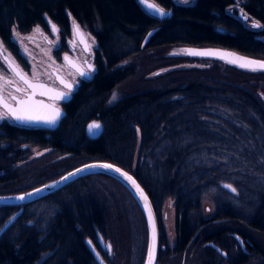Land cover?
<instances>
[{"label":"trees","instance_id":"1","mask_svg":"<svg viewBox=\"0 0 264 264\" xmlns=\"http://www.w3.org/2000/svg\"><path fill=\"white\" fill-rule=\"evenodd\" d=\"M153 1L171 15L155 18L138 0H0V40L13 53L11 29L27 32L43 25L44 17L62 31L71 17L96 41V71L67 105L60 125L44 130L0 123V195L26 192L89 161L109 162L135 177L155 215L166 198L173 200L176 246L167 253L159 247L156 264H264V72L254 76L210 59L224 64L230 76L218 80L191 69L172 70L167 75H177L165 82L157 85L161 77H155L149 86L108 103L112 90L138 72L122 63L144 52L155 59L173 46H214L264 59V0H243L245 19L231 8L235 0H195L190 6ZM92 120L102 126L94 139L85 133ZM28 145L51 150L50 155L23 161ZM114 190L120 206L115 219L98 198L114 197ZM209 196L215 210L204 218L200 206ZM125 208L137 215L138 239L146 250L137 203L101 173L23 206H0V228L13 218L0 234V264H99L87 239L105 264H114L95 232L117 254L119 247L129 254L135 234ZM114 222L120 233H114ZM230 233L245 237L246 251L235 250ZM196 237L217 241L226 257L193 250Z\"/></svg>","mask_w":264,"mask_h":264},{"label":"rangeland","instance_id":"2","mask_svg":"<svg viewBox=\"0 0 264 264\" xmlns=\"http://www.w3.org/2000/svg\"><path fill=\"white\" fill-rule=\"evenodd\" d=\"M175 4L182 5V6H190L192 5L195 0H188L187 3L182 2V0H172ZM243 0H235V4L232 5L231 8L234 10L240 12L242 15H244V10L241 7ZM77 24L79 28L81 29L82 33L84 34L85 38L88 40V46L90 50L91 56H93V53L95 55V49H96V41L92 34V31L85 25L80 24L76 21H74L71 17L69 20V25L71 27V24ZM43 25L48 27L46 30L43 28L42 25H34L30 30L27 32L21 33L17 31L16 29H11V36L10 40L13 42V44L16 46V53H13L10 49H8L0 40V44H2V51L5 55L11 58L12 61H14L15 65H18L23 72L27 73L29 78L31 79L33 71L38 72L39 79H47L49 78V75L52 74L50 72L51 68H54L55 66L58 68L60 67V64L55 63L53 49L57 46L58 43V37L51 34V28L55 24H53L47 17H44ZM39 26V31L34 32L33 30ZM93 29H97V25L95 24L93 26ZM72 30V28H71ZM48 40V42L46 41ZM70 41L75 44V41L73 38H70ZM184 47L185 46H173L169 47L166 50L163 51L161 55L156 57L155 59L149 56L148 52H144L140 54L138 57L130 58L126 61H124L122 64H132L135 65L138 72L134 76L133 79L128 80V82H124L117 87H115L112 90V93L109 97L108 103H114L117 99H119L124 94L134 92L136 90H140L145 88L146 86L150 85V81H152L155 77L160 76L161 79H159V82H157V85L159 83H163L169 78H171L173 75L176 76L177 74H173L171 76L167 75L168 71L172 70H178V69H191L194 70L195 73H199L200 75H210V77H216L218 80H223L224 77H229L225 65L222 63H217L215 65V62L210 59H202V58H193L190 56H186L184 53ZM219 67V69L216 70L215 67ZM0 72L3 73V75L10 81H13V83L4 84V81H0V84H4L1 94L8 96L10 94H16L15 90L11 88V85L15 87H21L24 88L23 84L13 75V73L8 69L7 64L2 60L0 56ZM246 72V71H245ZM46 73L48 75H46ZM251 75H260V72H247ZM155 80V79H154ZM263 81L260 80L259 84H262ZM156 84V83H154ZM155 86V85H152ZM113 93L116 94L117 99L113 101ZM7 122L11 123L10 119L5 116L4 119H0V123ZM61 122V121H60ZM138 144H139V138H137V144H136V151L134 154V160L137 156V150H138ZM2 146H4L2 144ZM24 152L21 155V160L23 161H30L31 159L37 158L41 155H50L49 152L51 150L41 149L39 147H33L31 145H28L27 147H23ZM54 158V157H53ZM54 158V160H56ZM17 165L13 164V167L15 168ZM115 189V188H114ZM94 190V189H93ZM96 191V189L94 190ZM116 190H114V197H98L100 199L101 205H103L105 208V211L111 215V213L115 217H118V199L117 194L115 193ZM96 194V193H95ZM109 198V199H107ZM118 198L120 199L121 197ZM213 197H206L202 200L200 211L201 215L204 218H210L214 214L215 206L213 204ZM99 203V204H100ZM114 203V207L112 206ZM126 209V208H125ZM125 215H128L126 217V220L128 222V226L130 227L131 231L134 235V238L132 240V245L129 249L130 253L125 250H122L119 247L118 251L119 254H117L116 250H113V245L110 243V240H105L103 238L105 246L102 249V251H107V259L108 262H113L114 264H144L145 261V247L143 248V243L140 242L137 235V224L138 219L135 212H132L129 208L125 210ZM157 217V223H158V230H159V247L161 251H165V253L171 251V249L175 245V212L173 207V200L171 198H166L164 202L162 203L159 212L156 214ZM155 215V216H156ZM119 224V223H118ZM120 227L117 225V223L114 222V233H120ZM103 237V236H102ZM109 248H108V247ZM128 248V247H126ZM119 255V256H118ZM183 260L180 262V264H183ZM171 264H176L171 263Z\"/></svg>","mask_w":264,"mask_h":264},{"label":"water","instance_id":"3","mask_svg":"<svg viewBox=\"0 0 264 264\" xmlns=\"http://www.w3.org/2000/svg\"><path fill=\"white\" fill-rule=\"evenodd\" d=\"M139 5L141 6V8L147 12L148 14H150L151 16L155 17V18H164L166 16H170L171 15V11L170 10H166L164 8H162L161 6H159L156 2H154L153 0H146L145 4H141L140 2H138ZM155 4L158 7L162 8L166 13H170L169 15H165L163 17H161L159 14L155 13L154 10L149 9L147 7V4ZM238 16L245 19V17H243V15L239 12ZM77 26V24H73V29H75V27ZM80 33H82L81 29L79 28ZM75 32V30H74ZM153 30H150L146 37H148L150 34H152ZM79 42L81 43V36L77 35V33L75 32ZM83 34V33H82ZM84 43H81L84 47L86 45V38L83 34L82 36ZM184 53L186 56H190V57H194V58H202V59H213V60H218L221 62H224L228 65L234 66L242 71H246V72H251L252 70H250L248 67H241L240 64L244 61V60H252V61H257V62H264V59H260V58H255V57H251L242 53H239L237 51L231 50V49H227V48H222V47H214V46H207V47H196V46H186L184 47ZM189 53H206V54H189ZM0 56L2 58V60L5 62V57H8L7 55L4 54V52L2 51V49L0 48ZM6 63V62H5ZM76 69V68H75ZM254 72V71H252ZM255 72H264V70H256ZM54 76L59 75L58 73H56L55 71H53ZM60 76V75H59ZM18 79V78H17ZM30 79V78H29ZM36 82V81H33ZM40 82V81H39ZM22 83V82H21ZM43 83V82H40ZM23 84V83H22ZM45 84V83H43ZM24 85V84H23ZM47 87L52 88L55 90V92L57 93H64L54 87H51L47 84H45ZM25 86V85H24ZM26 87V86H25ZM28 94L31 95L32 90L28 89ZM37 94L38 96L42 97V98H46L49 100H58V101H64L67 99V95H65L64 98H56V99H50L48 95H40V92L43 91V89H37ZM0 95H2L0 93ZM5 99V98H4ZM6 100V99H5ZM32 100L35 102H42L45 105H50L52 108L55 109H59L61 115L57 118V121L55 124L53 125H48L45 124L43 122H18L12 119L11 115L9 114L8 116L11 118L12 122L18 126H23V127H31V128H44V129H53L55 127L58 126L59 122L62 120V118L65 115V112L63 110H61L59 107L51 104L48 101H45L43 99H37L35 98V95L32 96ZM7 101V100H6ZM7 103H9L13 108L17 107L16 103L13 104L9 101H7ZM1 110L3 112H5V108L0 105V113ZM48 109H43V108H37L36 109V114L39 115H46L48 113ZM93 122H97L100 124V122L92 120L90 122H88L85 126V133L89 138H96L102 130V126L101 128L95 132V134H90L88 132V126L90 124H92ZM101 125V124H100ZM102 165V164H111L114 166V168H119L121 169L123 172H126L128 175H130L135 181L136 184H138L140 186V184L138 183V181L135 179V177L129 173L128 171L122 169L121 167L109 163V162H105V161H89L83 164H80L70 170H68L67 172H65L64 174L60 175L59 177L50 180L44 184H41L33 189H30L26 192H22V193H18V194H10V195H0V206H23L29 202H32L36 199H39L43 196L46 195H50L52 193H55L61 189H63L64 187H66L67 185L83 178L86 176H90L93 174H104L107 175L111 178H113L114 180H116L117 182H119L122 186H124L126 188V190L130 193V195L133 197V199L135 200V202L137 203L140 211L143 214L144 217V221H145V225H146V232H147V242H146V253H145V261L144 264H156L157 261V254H158V249H159V230H158V223H157V219L155 216V212L154 209L151 205V202L149 200V197L147 196L146 192L143 190V188L140 186V189L143 191L144 196L147 197V200H145L144 198L141 197V195L139 194V192H137L136 187L128 180H126L123 176H121L119 173H116L113 170H106L104 168L101 167H95V168H90V169H85L84 166L85 165ZM76 169H84L83 171L76 173ZM69 173H75L74 175H72L71 177H68ZM62 177H68V179L62 180ZM54 185V186H53ZM225 185H230V184H222V187L229 190L230 192H234L233 191V187L230 185V187H225ZM45 186H50V187H45ZM36 189H41V191L37 194L35 192ZM27 193H33V195L31 197H27L25 196V194ZM19 196H25V199L23 201H18L15 198L19 197ZM13 218H9L6 223L0 228L2 230H0V234L6 229V227L12 222ZM95 236L97 239V242L99 243V245L101 246V248H103L105 246L104 241L102 236L100 235V233L98 231L95 232ZM233 237L237 240V242L241 245V239L237 234H233ZM86 243L89 247V249L91 250V252L93 253V255L95 256L96 260L98 261L99 264H105L104 261L102 260V258L100 257V255L98 254L97 250L95 249V247L92 245V243L87 239ZM151 245L152 250H153V258L152 260L149 262V257H148V253H149V246ZM108 247V246H107ZM214 247V246H213ZM109 248V247H108ZM217 252L219 254H221L222 256H224V252L220 251L217 247H214Z\"/></svg>","mask_w":264,"mask_h":264},{"label":"snow or ice","instance_id":"4","mask_svg":"<svg viewBox=\"0 0 264 264\" xmlns=\"http://www.w3.org/2000/svg\"><path fill=\"white\" fill-rule=\"evenodd\" d=\"M142 5L146 3V0H138ZM182 2L187 3L188 0H182ZM147 7L149 9L154 10L155 13L159 14L161 17L165 15H169L170 13H166L162 8L158 7L155 4H147ZM254 28H260L262 27L258 23H254L252 25ZM75 32L77 35L81 36V43H84L83 41V34L80 33L79 31V26L77 25L75 27ZM34 32L39 31V26H37L36 29L33 30ZM52 31L55 33L57 32L56 27L53 25L52 26ZM0 48H2V44H0ZM87 48V46H86ZM189 54H206V53H189ZM65 63L71 65L72 67L76 68L77 72L81 77H84L86 73L84 71H81L76 64L69 59L67 55L64 57ZM5 62L7 64L8 69L13 73V75L18 78L20 82H22L26 88H21V87H15V91L18 93H23L24 97L23 99H18L15 95L11 96V99L15 101L17 107L13 108L7 101L4 99L2 95H0V105H2L5 108L4 113H0V119H4L6 115H11L12 119L18 122H43L48 125H53L56 123L57 118L61 115L59 109L52 108L50 105H45L42 102H35L32 100V96L37 94V89H43V91L40 92V95H48L50 99H56V98H64L65 94L64 93H57L55 92L54 89L47 87L45 84L39 82V73L33 71L31 79H29V76L27 73L23 72V70L18 66L15 65L14 61L11 60L10 57H5ZM241 67H248L252 71L256 70H264V62H257V61H252V60H244L241 64ZM94 69L91 65L88 67V72H93ZM46 75H48L46 73ZM54 75V74H53ZM56 80H58L61 84L64 85V87L68 88L69 91L72 90V85L68 84L61 76L56 75L55 76ZM49 79H51V75H49ZM0 81H4V84L8 83H13V81L8 80L2 72H0ZM36 81V82H33ZM4 84H0V92H2ZM27 89H31V95L28 94ZM113 101L117 99V96L115 93H113ZM37 108H43V109H48V113L46 115H39L36 114V109ZM101 128V125L97 122H93L88 126V132L90 134H95L96 131H98ZM95 167H101L106 170H113L116 173H119L121 176H123L126 180L130 181L135 187L137 192L141 195L142 198L147 200V197L144 196L143 191L140 189V186L136 184V181L128 175L126 172H123L119 168H114L113 165L111 164H102V165H85V169H90V168H95ZM84 169H76V173H79L83 171ZM75 173H69L68 177H71ZM68 177H62V180L68 179ZM54 186V185H53ZM50 187V186H45ZM225 187H230V185H225ZM41 191V189H36L35 192L38 194ZM235 191V189H233ZM33 193H27L25 196L31 197ZM25 196H19L16 197L15 199L18 201H23L25 199ZM2 230V229H0ZM149 262L153 258V250L151 245L149 246Z\"/></svg>","mask_w":264,"mask_h":264},{"label":"flooded vegetation","instance_id":"5","mask_svg":"<svg viewBox=\"0 0 264 264\" xmlns=\"http://www.w3.org/2000/svg\"><path fill=\"white\" fill-rule=\"evenodd\" d=\"M176 5H178V4H176ZM42 26H43V28H45L44 30H46L48 28L44 25H42ZM71 28H72V30H71ZM56 29H57V32L54 33L52 31V28H51V34L58 37V43H57V46L53 49V54H54L55 63H57V64L61 63V64H60L59 70L56 66L54 68L50 69V72L52 74L51 79H49V78L39 79V81L64 92V94L67 95L66 96L67 99L64 101L49 100L46 98H42L38 95H35V98L43 99V100L48 101L51 104L59 107L61 110H63L65 112V115H64V117H65L66 111H67L66 110L67 105L70 104V102L74 101L76 94H78L85 87V85L91 81V79H92V77L96 71V65L94 63V53H93V56H91V54H90L91 52L89 50L88 40L86 39L85 47L79 42V40H78V38L74 32V29H73V23L71 24V27L68 24L66 31H62L58 26L56 27ZM70 38L74 39L75 44H73L70 41ZM46 41L48 42V40H46ZM86 46H87V48H86ZM65 55H67L69 57V59L71 61H73L81 71H84L86 73V75L84 77H81L74 67L65 63V60H64ZM89 65H91L93 67V69H94L93 72H88ZM53 71L58 73L68 84L72 85L71 91H69L68 88L64 87L63 84H61L58 80H56L55 76L53 75ZM11 88L13 90H15V86L11 85ZM24 88H26V87L24 86ZM27 92H29L28 89H27ZM12 95H15L18 99L25 98L23 93H18V92H16V94H10L8 96V98L2 94V96L7 101L15 104V101H13L11 99ZM1 113H4V112L1 110ZM6 116L10 119V121H11L10 124L16 125L12 122L11 118L8 115H6ZM58 125H60V122ZM17 127H20V126H17ZM55 128H53V129H55ZM53 129H44V130H53ZM230 234L233 237V234H236V233H230ZM237 235L241 239V245L233 237L236 241V244H235L236 249L235 250H237L239 248L242 251H246L247 241L245 240V237L240 236L239 234H237ZM192 240H193V250H196V251H199V250L211 251L212 250L213 253H216L217 255L222 256L214 248V247H217L220 251L224 252L225 255L222 257L223 258L226 257V252L224 249L225 247L220 246L217 243V241L214 242L211 240H204L202 237H196V238H193ZM244 240H245V242H244ZM175 246H176V238H175V245L171 249V251L175 248Z\"/></svg>","mask_w":264,"mask_h":264}]
</instances>
